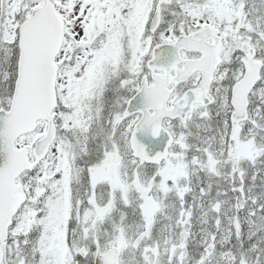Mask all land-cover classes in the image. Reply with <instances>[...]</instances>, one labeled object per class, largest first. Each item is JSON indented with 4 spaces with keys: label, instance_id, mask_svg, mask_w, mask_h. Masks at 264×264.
I'll return each mask as SVG.
<instances>
[{
    "label": "snow or ice",
    "instance_id": "6c2138e0",
    "mask_svg": "<svg viewBox=\"0 0 264 264\" xmlns=\"http://www.w3.org/2000/svg\"><path fill=\"white\" fill-rule=\"evenodd\" d=\"M0 264H264V0H0Z\"/></svg>",
    "mask_w": 264,
    "mask_h": 264
}]
</instances>
